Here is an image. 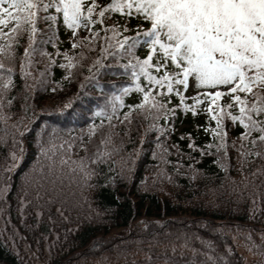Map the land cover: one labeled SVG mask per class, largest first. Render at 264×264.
<instances>
[{
	"label": "snow or ice",
	"instance_id": "obj_1",
	"mask_svg": "<svg viewBox=\"0 0 264 264\" xmlns=\"http://www.w3.org/2000/svg\"><path fill=\"white\" fill-rule=\"evenodd\" d=\"M61 29L64 40L59 38ZM65 42L68 47H60ZM57 67L63 70L61 79L80 77L78 90L95 85L103 93L79 131L39 121V127L33 126L35 105L28 93L50 82L59 84L52 80ZM102 73L126 79L110 82L111 91L105 92L97 79ZM178 112L203 115L204 122L194 128L203 130L207 139L198 144L187 132L169 143ZM136 118L145 121L140 143L125 148L124 137ZM235 129L239 131L232 135ZM181 140L190 152L182 150ZM127 142H132L130 137ZM145 143L152 145L147 152L155 161L150 166L153 187L167 182L179 188L180 177L194 187L193 181L205 175L191 155L195 151L200 158H212L224 173L229 192L238 193L233 203L247 202L246 219L264 224V0H0V219L5 225L0 236L8 233L13 245L27 239L5 215L12 208L10 194L29 231L45 219L53 221V205L67 220L62 211L65 180L78 192L77 204L91 207L93 190L135 179ZM232 169L240 173L238 180L229 175ZM137 183L147 189L148 176ZM27 218L33 223H26ZM209 226L225 240L224 233L233 232L232 244L220 248L185 232L178 237L180 246L189 247L192 255L182 264H233L236 235L264 257V227L199 224ZM40 235L51 251L55 244ZM193 239L202 248L193 247ZM36 244L35 252L27 244L26 249L39 259V238ZM100 247L99 241L93 242V249ZM171 247L175 252L176 246ZM106 260L101 255L96 264Z\"/></svg>",
	"mask_w": 264,
	"mask_h": 264
},
{
	"label": "trees",
	"instance_id": "obj_2",
	"mask_svg": "<svg viewBox=\"0 0 264 264\" xmlns=\"http://www.w3.org/2000/svg\"><path fill=\"white\" fill-rule=\"evenodd\" d=\"M65 36L66 33L61 29L59 38L64 40ZM46 47L49 51L52 50L51 45ZM60 47L66 48L68 45L65 42ZM53 71L52 80L60 81L59 84L54 85L50 82L46 88L37 86L34 91L28 93L30 104L35 105L33 126L39 127V123H36L39 121L58 127H76L79 131V125L86 123L85 118L89 116L88 110L101 102L103 93L95 85H88L78 90L77 81L80 77L77 80H64L61 79L63 70L57 67ZM82 71L86 70L82 69ZM97 79L104 91L109 92L111 91L110 82L122 81L126 77L102 73ZM53 86L57 88L55 92L47 90ZM133 95L125 97L126 102ZM65 102L69 103L67 109L63 108ZM20 103L21 101H16L17 109ZM203 122V115L193 118L191 114L181 115L178 112L175 121L176 132L169 143L178 140L180 133L187 132H192L196 137V143L203 142L207 139L206 134L203 130L197 132L194 128V124ZM144 124L145 121L140 118L133 120L128 137H124L125 148H132L133 144L140 143L139 134L143 132ZM117 131L121 137L124 136V126H120ZM236 131L239 129L233 130L231 134L234 135ZM148 135L154 136L155 133ZM129 137L132 142H127ZM180 145L185 153L191 151L186 146V140H181ZM142 147L145 152L139 157L135 179L117 181L114 186L93 190L90 193L91 207L87 204L82 206L77 204L78 192L73 184L65 180L62 211L67 220L56 214V206L53 205V221L49 222L45 219L37 229L29 231L21 224L16 201L10 194L12 208L5 212V215L11 216L12 225H15L27 239L26 241L18 240L13 245L12 241L7 238L8 233L0 236V264H22V262L23 264H96L101 255L107 257V260L100 261V264H172L173 260L177 264H182L192 255L189 247L181 248L180 246L182 241L178 237L185 232L197 233L205 239L212 240L220 248L225 243L232 244L233 232H225L224 236L228 238L225 240L219 233L212 234L211 226L199 227V224L205 221H210L211 224L239 222L256 229L264 227V224L259 221L246 219L248 206L246 201L240 204L233 203L238 193L229 192L230 182L225 179L224 173L210 162L212 158L208 156L200 158L197 152H191V155L197 158L196 166L205 172L204 176L193 181L195 186L192 188L188 187L186 177L178 178L181 185L179 188L167 182L162 185L158 183L153 187L151 185L153 169L150 166L155 161L147 152L152 145L145 143ZM27 151L30 155L31 149ZM175 158L170 157V159ZM232 163L235 164V160ZM144 175H147L149 180L147 189L139 187L137 183ZM229 175L237 180L240 177V173L235 169L230 170ZM221 181H224L222 189L219 187ZM257 182H259V177ZM160 187H163L165 191L157 190ZM207 189H215V191L209 192ZM13 191H15V185H13ZM165 192L170 195H166ZM234 208L238 210L233 211ZM0 212H4V209H0ZM98 212L102 215L98 216ZM0 220L4 227V220ZM261 220H264V217H261ZM140 221L148 223L146 225L138 223ZM26 223L32 224L33 220L27 218ZM65 229L70 231L66 232ZM41 233L47 236L48 244H55L51 251L48 250ZM255 237L257 236L254 235L253 238ZM37 238H39V252L37 253L39 259L31 256L26 249L27 244L35 252ZM238 239H243V237ZM94 241H99L101 245L99 249H93ZM173 244L176 246L175 252L172 251ZM191 245L202 248L200 242L195 239L191 241ZM237 246L236 241L235 254L232 256L233 264H244L243 259L238 261V255H242ZM181 252L183 256L180 255ZM149 257H151L150 260ZM199 259L200 257L197 256V260Z\"/></svg>",
	"mask_w": 264,
	"mask_h": 264
},
{
	"label": "rangeland",
	"instance_id": "obj_3",
	"mask_svg": "<svg viewBox=\"0 0 264 264\" xmlns=\"http://www.w3.org/2000/svg\"><path fill=\"white\" fill-rule=\"evenodd\" d=\"M2 226L3 223L0 220V228ZM237 238H241V235H236L235 242L237 241V248L243 257L244 264H259V261L264 259V257L256 254L255 248H251L250 250L249 245L243 239L237 240ZM253 239L258 241V237Z\"/></svg>",
	"mask_w": 264,
	"mask_h": 264
}]
</instances>
